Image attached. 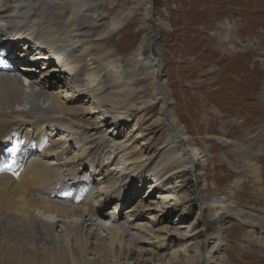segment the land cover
Returning <instances> with one entry per match:
<instances>
[{"label":"bare ground","instance_id":"6f19581e","mask_svg":"<svg viewBox=\"0 0 264 264\" xmlns=\"http://www.w3.org/2000/svg\"><path fill=\"white\" fill-rule=\"evenodd\" d=\"M95 1L107 11L114 5ZM87 8H92L90 0H0V42L15 70L0 74V146L4 147L0 155V264H228L218 254L235 229L247 241L245 247L264 258V236L253 237L257 230L264 234V216L256 214L263 213L259 199L248 202L254 212H247L251 219L238 215L236 223L229 216L228 196L212 194L208 203L202 199L208 179L205 164L212 160L210 147L199 145L172 111L162 80V61L151 53V35L143 32L129 53L151 78L154 91L137 96L136 91L120 88L122 72L113 65L115 51L108 41L125 22L138 20L140 13L160 29L163 25L158 26L150 0H122L117 13L96 33L89 27L101 26L97 22L101 19L96 16L92 23L79 16ZM220 18L218 26L225 28L226 21ZM108 69L115 90L114 95L104 96L98 74L108 75ZM90 102L96 104L100 117ZM107 119L135 129L142 151L114 140L109 150L107 135L100 131ZM160 126L164 136L151 146L150 130ZM205 128L207 140L216 138L222 145L232 142L224 131L216 134ZM11 147L35 151L17 177L9 175L3 165L4 151ZM246 170L257 184L264 182L257 163L247 162ZM170 179L183 194L175 204L169 195L161 194ZM147 180L154 183V189L151 185L143 198H136ZM62 184L90 191L77 204L51 198ZM122 192L126 197H120ZM132 197L137 204L124 210ZM192 205L197 206L203 225L199 238L178 255L163 251L176 241L171 215L179 206L187 210ZM104 221H110L109 225ZM212 241L215 244L209 247ZM258 247L260 253L255 251Z\"/></svg>","mask_w":264,"mask_h":264},{"label":"rangeland","instance_id":"374dc122","mask_svg":"<svg viewBox=\"0 0 264 264\" xmlns=\"http://www.w3.org/2000/svg\"><path fill=\"white\" fill-rule=\"evenodd\" d=\"M121 1L108 0V7L110 3L114 5L107 11L105 7L97 6L95 0H90V7L93 9H83L79 16L83 15L84 21L92 23L97 21L94 18L96 16L98 20L101 19L97 21L102 23L101 26L93 27L95 29L89 27L96 33L102 29L103 23H109V18L117 13L116 9L120 8ZM150 4L159 22L158 26L163 25L164 28L158 29L157 22L144 20L140 13L138 20L125 22L108 41V47L115 51L113 65L122 72L120 88L125 92L136 91L137 96H149L154 91L151 78L141 72L145 70L132 61L129 53L130 47L136 45L143 32L151 35V53L162 61V80L167 86L172 111L180 117V126H185L199 145L206 143L210 147L212 160L205 164L208 179L204 182L202 199L208 203L212 194L228 196L229 216L236 223L238 215L246 220L251 219L247 212L253 211L248 209V202L256 198L263 203V213L256 214L264 216V182L257 184L246 170L247 162L257 163L264 176V0H150ZM220 17L226 21L225 28L218 26ZM166 24L167 27L164 26ZM139 73L141 74L138 75ZM98 77L104 85L101 94L114 95L115 87L110 69L108 75L102 71ZM120 97L124 99V94ZM91 107L100 117L96 104L91 103ZM123 125L116 126L110 119L106 120L100 129L101 133L107 135L106 147L110 150L109 146L114 141H120L129 142L131 148L142 151V140L140 137L136 138L135 129ZM207 126L216 134L224 131V136L232 142L222 145L216 138L207 140ZM150 132L154 137L151 146L160 142V138L164 136L161 126ZM253 134L255 137L250 139ZM3 148L0 146V155ZM238 148L248 151L238 152ZM96 173L98 177V172ZM151 185L154 189V183L147 180L141 188H136L138 191L135 197L143 198ZM208 185L210 186L206 190ZM174 186V180H168L163 186L167 190L161 193L169 195L173 204L178 195H183ZM159 194L156 188V197ZM123 196L122 192L120 197ZM135 197L124 205V210L129 211L137 204ZM171 217L174 219L171 233H176L178 237H174L176 241L170 249L163 251H176L178 255L199 238L203 225L198 219L196 205L187 210L184 206H179ZM104 222L107 226L110 223ZM147 224L152 225L150 221ZM98 231L106 236L102 229ZM263 236L257 230L253 237L259 239ZM223 242L218 258H227L228 264H264V258L252 251L254 248L245 247L247 241L240 238L238 230L235 229ZM208 244L211 247L215 242ZM8 246L4 248L7 250ZM260 248L255 249L256 253L261 252Z\"/></svg>","mask_w":264,"mask_h":264}]
</instances>
